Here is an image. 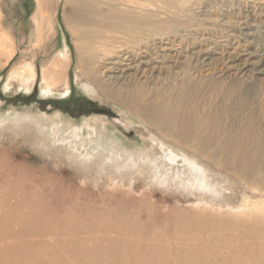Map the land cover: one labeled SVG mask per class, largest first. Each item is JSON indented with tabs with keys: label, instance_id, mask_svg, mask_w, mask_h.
I'll return each instance as SVG.
<instances>
[{
	"label": "rangeland",
	"instance_id": "rangeland-1",
	"mask_svg": "<svg viewBox=\"0 0 264 264\" xmlns=\"http://www.w3.org/2000/svg\"><path fill=\"white\" fill-rule=\"evenodd\" d=\"M44 1L48 20L40 0H0V198L20 201H0V264H147L138 259L144 250L158 259L170 245L203 244L215 255L185 252L179 261L165 252L159 262L257 264L264 61L242 67L250 55L264 58V0H196L183 28L169 4L123 2L146 18V39L161 28L187 50L182 63L196 67V93L183 97L180 115L196 124L194 148L95 85L79 60L77 0ZM58 58L66 67L48 90L42 75ZM25 69L34 80H22ZM228 70L235 74L220 78ZM241 135L244 145L227 142ZM7 180L15 191H3Z\"/></svg>",
	"mask_w": 264,
	"mask_h": 264
},
{
	"label": "bare ground",
	"instance_id": "bare-ground-1",
	"mask_svg": "<svg viewBox=\"0 0 264 264\" xmlns=\"http://www.w3.org/2000/svg\"><path fill=\"white\" fill-rule=\"evenodd\" d=\"M126 1H130L134 5H154L155 2L154 6L157 8H160L158 6L160 3H163V5L169 4L170 8L176 11L175 24L180 25L181 28L185 26L180 21V17L184 15L186 18L187 15H196V0ZM40 2L41 16L48 20V16L44 15L47 10L46 2L44 0H40ZM123 2L124 0H77L78 6L74 19L75 23L80 25L77 29L78 39L82 43L78 47L80 51L79 60L87 73V77L111 99L122 105H130V110H135L149 124L156 126L178 143L194 148L196 147V124L188 118L189 126H187L184 118H181L180 115H183L181 107H185L182 104L184 102L183 97L185 98L187 95L194 96V93H196V84H191L192 78L190 77L196 73V67H189L182 63V58L188 53L187 50L181 45V42L173 40L177 38H166L161 28V30L157 29L158 34L155 35L154 39H146L143 36L148 24L146 18L143 17L144 15L132 13V10L122 9ZM80 18L85 19V24L78 23ZM186 23H189V21H186ZM4 41L0 38V49ZM3 48L6 49V47ZM252 57L250 55L246 61L247 63L243 64V70L250 67L257 70L261 62L264 61L263 57L257 61L253 60ZM65 67L66 62L58 58L44 71L42 76L48 85V90L61 81ZM221 72L220 78L226 77L229 79L235 74V72L231 73L229 70ZM21 73L23 81L27 82L30 78L31 81L34 80V74L32 75L28 69ZM124 97L125 99L133 98L135 105L129 103ZM233 134L236 136L235 133ZM259 137L261 138L260 135ZM233 140L227 142L230 144L238 142L237 144L240 146L244 145L242 135ZM255 142L253 141V143ZM210 157L216 159L215 155ZM239 158H242L239 160L240 162L242 160L243 162L245 160L250 161L245 157L243 158V155ZM227 167L235 168L231 165ZM18 186L19 184L16 183L15 187L14 183L7 180L4 183L3 191L13 192ZM11 199H14L16 204L20 202L18 197L4 196L0 198L1 205L8 207ZM2 215L3 218L12 216L11 214ZM178 249V247L173 248L170 245L163 250H158V252H173L169 256L180 261L181 254L184 255L185 252L189 253L188 257L195 258L196 251L211 252V256H214V252L217 251L208 244H203L200 249L196 246L185 251ZM10 250L14 251L15 249L11 247ZM143 253L139 255V260L147 259V264H163L159 260L164 253L159 255L158 259L154 258L155 255H147L146 250ZM257 260V264H264V246L259 249ZM226 261L227 259L224 258V262ZM238 261L239 258L234 259L231 264H238ZM202 264H208V261H204Z\"/></svg>",
	"mask_w": 264,
	"mask_h": 264
}]
</instances>
